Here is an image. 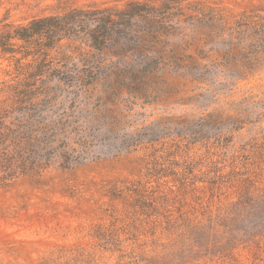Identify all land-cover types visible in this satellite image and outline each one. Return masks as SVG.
<instances>
[{"label": "rangeland", "instance_id": "1", "mask_svg": "<svg viewBox=\"0 0 264 264\" xmlns=\"http://www.w3.org/2000/svg\"><path fill=\"white\" fill-rule=\"evenodd\" d=\"M128 1L0 0V17ZM202 1L264 15V0ZM74 61L77 87L53 80L31 108L54 150L0 178V264H264V61L245 78L159 72L141 92L82 88ZM24 76L0 51V111Z\"/></svg>", "mask_w": 264, "mask_h": 264}, {"label": "trees", "instance_id": "2", "mask_svg": "<svg viewBox=\"0 0 264 264\" xmlns=\"http://www.w3.org/2000/svg\"><path fill=\"white\" fill-rule=\"evenodd\" d=\"M9 18L8 13L0 17V51L25 76L19 86H12V98L5 99L0 111L2 179L31 166L41 168L45 154L54 150L51 126L32 117L31 108L53 98V80L77 87L76 58L82 64L80 87L101 84L140 92L146 78L159 72L199 75L204 69H223L245 78L264 61V15H227L202 0L70 7L26 24ZM64 39L87 48L77 45V51L64 53L59 50ZM193 45L204 56L196 59L189 51Z\"/></svg>", "mask_w": 264, "mask_h": 264}]
</instances>
